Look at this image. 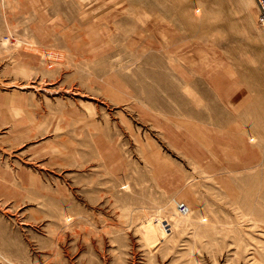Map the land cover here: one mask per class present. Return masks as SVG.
Returning <instances> with one entry per match:
<instances>
[{
  "label": "rangeland",
  "instance_id": "1",
  "mask_svg": "<svg viewBox=\"0 0 264 264\" xmlns=\"http://www.w3.org/2000/svg\"><path fill=\"white\" fill-rule=\"evenodd\" d=\"M257 14L0 0V264H264Z\"/></svg>",
  "mask_w": 264,
  "mask_h": 264
},
{
  "label": "built area",
  "instance_id": "2",
  "mask_svg": "<svg viewBox=\"0 0 264 264\" xmlns=\"http://www.w3.org/2000/svg\"><path fill=\"white\" fill-rule=\"evenodd\" d=\"M257 8V20L260 25H264V0H253ZM178 213L185 216L188 213V208L185 204H178Z\"/></svg>",
  "mask_w": 264,
  "mask_h": 264
},
{
  "label": "bare ground",
  "instance_id": "3",
  "mask_svg": "<svg viewBox=\"0 0 264 264\" xmlns=\"http://www.w3.org/2000/svg\"><path fill=\"white\" fill-rule=\"evenodd\" d=\"M187 207V206H186ZM188 208V207H187ZM189 214V210H188V213L185 215V216H183L184 218L187 216ZM184 218H177V219H175V226H180L181 224H182V220L184 219Z\"/></svg>",
  "mask_w": 264,
  "mask_h": 264
}]
</instances>
